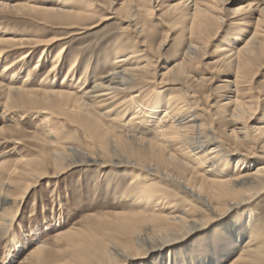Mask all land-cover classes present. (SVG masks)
<instances>
[{
    "label": "rangeland",
    "instance_id": "rangeland-1",
    "mask_svg": "<svg viewBox=\"0 0 264 264\" xmlns=\"http://www.w3.org/2000/svg\"><path fill=\"white\" fill-rule=\"evenodd\" d=\"M61 1L63 0H0L10 6L0 10V34L5 33V37L28 36L42 40L62 37L49 46L22 49L11 47L13 49L7 52L6 61L0 62V71L4 64L10 63L22 52L28 53L25 61L13 67L17 76L13 81L15 85L22 87L30 72L31 78L24 88L43 89V79L48 74L57 49L64 46L57 71L51 73L46 81L54 84L55 88L70 90L80 96L82 92L78 86L81 83L86 88L99 76L108 73L118 53L123 56L134 52L138 60L134 63L148 66L149 79L159 82L166 77V82L162 84L150 83L148 88L145 87V95L150 103L158 106V110L154 116L144 117L135 123L134 130L138 136L154 138L158 130L156 122L170 100L179 96L182 97L179 105L191 106L194 113L198 114L199 124L208 127L216 140L224 146L229 160L225 163L227 165L224 164L226 173L246 169V163L242 165L241 162L237 166L239 160L250 161L253 166L258 164L257 160L246 158L247 154L259 150L263 145L260 128L264 126V54L261 59L259 57L250 64L248 69L241 71L234 63L222 60L220 50L234 48L243 44L256 31H264V21L262 25H258L259 13L253 8L256 2L262 3L264 0H152L148 5L150 8L154 7L152 10L147 11L144 6L142 9L145 17L144 33L128 27L124 19L125 11H122L123 2L135 4L138 0H92L101 9L98 16L84 27L69 29L60 26L58 21L45 22L41 13L30 11L27 7L50 8L58 6ZM194 2L215 6L220 12L215 14L222 15L224 23H211L202 31L203 35L196 34L194 30H198L199 20L194 23V29H191L193 21L190 15L186 16L185 13L182 17L177 14L185 12L184 4ZM15 5L26 6V10L17 12ZM74 6L75 10H79L78 5ZM102 14L112 16L102 20ZM189 42L199 43L201 51L194 54L191 60H185ZM43 49V64L34 70V64ZM183 60L187 62V72L171 71L175 64ZM74 61L76 67L69 80L64 82V76ZM12 74L6 72L5 76L0 75V83L11 84ZM175 75L179 78L176 82L172 78ZM19 103L20 106H11L13 102L11 105L7 102L6 107L5 100L0 96V131L3 128L7 130L4 134L0 133V163L12 164L22 157L37 155L42 144L40 139L51 142L55 138L51 133L47 134V125L54 129L62 142L76 145L73 149L89 152L88 137L67 118L48 114L49 120L44 123L46 115L38 114ZM236 107L245 108V115L240 116L235 125L238 136H242L240 128L244 127L245 132H249L245 141H238L234 135L230 136L234 130L232 120ZM115 125L119 126L117 123ZM212 146V143L208 145L209 148ZM131 180V173L123 168L109 166L98 170L93 165H77L62 175L45 177L26 194L13 225L16 246L21 245V249H15L13 258L7 261L6 250L13 243L7 237L0 239V264H36L32 262V251L41 242L46 241L51 251H56L54 237L66 229L79 227L87 216L140 210L137 195L133 198L136 190L131 187ZM157 190L174 200L178 207H190V211L204 214V209L198 202L189 201L183 193H177L172 187L160 185ZM34 198L38 204L31 208ZM251 210L254 214L252 218L247 217L246 210L229 212L221 221L191 232L183 242L171 244L148 257L134 258L120 264H224L240 252L252 235L250 232L264 234V196ZM234 223L238 226L229 227ZM49 260L54 261V258L50 257Z\"/></svg>",
    "mask_w": 264,
    "mask_h": 264
},
{
    "label": "bare ground",
    "instance_id": "bare-ground-1",
    "mask_svg": "<svg viewBox=\"0 0 264 264\" xmlns=\"http://www.w3.org/2000/svg\"><path fill=\"white\" fill-rule=\"evenodd\" d=\"M151 1L122 3L128 27L144 33L142 9L152 10L154 7H148ZM75 4L80 7L79 10L74 9ZM98 6L92 0H63L58 6L50 8L27 7L30 11L41 13L45 22L58 21L60 26L69 29L88 25V22L98 16L101 10ZM9 7L0 2V10ZM14 7L18 9H15L17 12L26 10V6ZM183 8L185 12L180 13L184 14H177L182 17L185 13L186 16L190 15L193 21L191 29H194V23L199 20V28L194 30L196 34L203 35L202 31L211 23H224L222 15L215 14L220 13L215 6L194 2L184 4ZM253 8L259 13L258 25H262L264 1L256 2ZM110 14H102V20L109 19L112 16ZM261 32L256 31L243 44L234 48L220 50L222 60L234 63L241 71L248 69L250 64L259 57L261 59L264 54V31ZM60 39L62 37L56 36L45 40L28 36L7 38L5 33L0 34V62L6 61L7 52L13 48L49 46ZM198 44H187L185 60H191L199 52ZM44 52L45 49L36 60L34 70L43 64ZM63 54L64 46L57 49L48 74L42 81L44 88L41 90L24 88L31 78L30 72L22 87L13 83L17 77L13 67L25 61L28 53L22 52L10 63L4 64L0 71L1 76H5L6 72L13 73L11 84L0 83V96L5 100L6 107L11 102V106H20L21 102V106H28L38 114L46 115L44 123L49 120L48 114L63 116L83 131L90 141L89 152L73 149L76 145L62 142L54 129L47 125V134L51 133L55 138L51 142L38 138L42 144L37 155L22 157L12 164L0 163V239L7 237L13 243L6 250L7 261L13 258L15 249H21V245L16 246V232L12 233V229L26 194L45 177L62 175L77 165H93L98 170L109 166L120 167L129 171L132 177L130 185L136 190L133 198L137 195L141 208L137 211L121 210L87 216L79 227L66 229L54 237L56 251H51L46 241L41 242L32 251V262L36 264L125 263L134 258L148 257L171 244L183 242L191 232L226 218L229 212L246 210L247 217H253L251 209L264 196V126L259 127L263 145L259 150L247 154L246 158H253L258 164L253 166L250 161L239 160L237 166L241 162L242 165L246 163V169L226 173L224 164L229 160L224 146L216 140L208 127L199 124L198 114L194 113L191 106L179 105L182 97L170 100L156 122L158 130L154 138L138 136L134 130L135 123L144 117L154 116L158 110V106L150 103L145 95V87L150 83L162 84L166 82V77L159 82L149 79L148 66L135 64L138 60L134 52L123 56L118 53L108 73L99 76L86 88L81 83L78 86L82 92L80 96L70 90L55 88L54 84L46 81L51 73L57 71ZM185 60L175 64L171 71L187 72ZM75 63L74 61L66 72L64 82L69 80L76 67ZM172 78L175 82L179 80L178 75ZM244 110V107H236L233 112L234 130H230V136L234 135L238 141H245L249 136L244 127L239 130L242 136H238L236 132L235 125ZM6 131L3 128L0 133L4 134ZM211 143L213 146L209 148ZM160 185L172 187L177 193H183L189 201L198 202L203 207L204 214L192 212L190 207H178L174 200L157 190ZM37 204L38 201L34 198L30 206L35 208ZM234 226L238 224L229 225ZM251 233L235 258L224 264H264V234ZM50 257L54 258L53 262L49 260Z\"/></svg>",
    "mask_w": 264,
    "mask_h": 264
}]
</instances>
